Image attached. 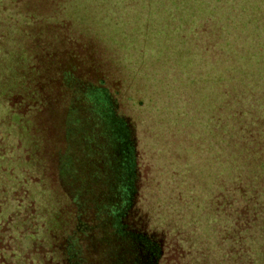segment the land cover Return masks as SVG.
<instances>
[{"label": "trees", "instance_id": "16d2710c", "mask_svg": "<svg viewBox=\"0 0 264 264\" xmlns=\"http://www.w3.org/2000/svg\"><path fill=\"white\" fill-rule=\"evenodd\" d=\"M117 1L113 26L108 10L94 8L109 0H0V264H264V57L241 68L226 29H256L264 0ZM89 15L101 45L125 54L88 62V78L74 60L52 61L58 77L70 75L57 77L59 102L70 101L64 117L65 105L47 104L43 92L52 88L40 75L27 80L26 71L35 69L39 36L52 19L81 26ZM213 35L222 61L225 46V66L206 42ZM244 38L263 54L256 35ZM191 40L198 53L186 50ZM21 57L31 60L26 71L17 67ZM116 63L157 92L120 97L136 83L126 87L115 74L108 83L103 67ZM68 141L88 150L77 164L96 170L92 190L85 183L71 191L64 164L54 165Z\"/></svg>", "mask_w": 264, "mask_h": 264}, {"label": "rangeland", "instance_id": "374dc122", "mask_svg": "<svg viewBox=\"0 0 264 264\" xmlns=\"http://www.w3.org/2000/svg\"><path fill=\"white\" fill-rule=\"evenodd\" d=\"M116 1L117 0H114L115 4L113 3V0H109V3H107V4H102V5L97 4L94 6L95 11H97V13H99V12L104 13L105 10H108L107 13H109V14H107L106 20L109 22L111 21L113 26H115V24L120 25V22L114 16V13H111V10L115 9L116 5L120 2V1H117L118 3H116ZM205 1H207V0H205ZM230 2H231V0H230ZM91 4H94V3L92 2ZM216 4L217 3H215V5ZM262 4H263V5H261L262 10L258 14L261 16V20L263 22L258 23V24L256 23V29H254V25L253 26L249 25L247 27V26H241L239 24H238L237 28H234L232 25L230 26L229 21H227L224 16L222 18L221 25L225 26L226 24H229L228 27H226V29L229 31L228 35L233 40V48L235 49V54L237 55V57H234L232 53H231V55L234 58V60H235V58L239 59V65L241 68H243L244 66H248V65H250V67L253 65H256L255 64L256 60H258V61L260 59L262 60L264 57V52H262L263 54L260 53L261 46L254 48V47H252L253 44L245 41V38H244L245 35H248V34L256 35L257 36L256 40L261 42L264 46V1ZM220 5L223 6L224 4L223 3L221 4L219 2L218 6L220 7ZM229 8H231V7L229 6ZM249 15H253V13L251 12V13H249ZM175 16L178 17L177 15H175ZM232 17H237L236 18V20H237L239 16H236L235 14H233ZM189 18L191 20L194 18V16H190ZM196 19H197L198 24H200V23L203 24L204 20H205V18L203 16H200V15L196 16ZM51 21L49 23L54 24V26L53 27L52 26L47 27L45 36H42V37L39 36V38H40L39 43H40L41 47L38 50L36 57H32L34 59L35 69H33V70L28 69V68H30L32 63H31V60H29V59L26 60V58H24V57L20 58L19 64L17 67H20V64H21L22 66H24V68H22L23 71H26L28 69L26 71L27 72V74H26L27 80L36 81L37 76L40 75L39 77H41L43 79L42 82H44L43 86H45L47 84V85H49V86H47V89L50 90L52 88L51 90L53 91V92H50V91L43 92V94L46 95L45 99H47V98L49 99V100H47L48 101L47 104H49V106L51 107L52 104L54 103V100H56L55 103L59 104V106L65 105L63 115H64V117H66L68 114V111H69L67 108H68L70 101H67L66 104H61L59 102V100H61V97H60L61 90H58V86H59V82H57L58 74H56V69H55L56 66L53 68L52 61L55 64H58L57 60H63L64 62H68L69 60H74L73 64H75V66L78 67V72L81 75V77H84L87 74L86 69H88L87 68L88 62H90L91 64L99 63V65H100L105 59H109L107 57L108 55H116L117 57H122L125 54V49L122 46H120V47L114 46V47H112L113 49H111V51H108L109 46L105 48L104 44H103L104 46L101 45L99 36L96 35L92 31V28L94 26L93 24H96V22H95L96 19H92L90 17V15H89V18H84V19L80 20V22L82 23L81 26H77L75 24V21L69 22V21H67V19L61 21L59 19V17L54 18ZM182 21L188 22V20L183 18V20L180 19L179 23ZM97 22H99L98 25L99 24L102 25L103 19L100 18V21H99V19H97ZM185 23L183 24L184 28L186 27ZM69 26H71V28ZM67 27H68V31H66V33H64L65 29ZM84 27L90 29L92 31V34H90V31L83 30ZM208 27L210 28L211 26L208 25ZM185 32L187 33L189 31H185ZM63 36H66L64 38L65 42L61 43ZM213 37L214 38L206 40V42L211 44L212 48L217 50L214 47V41H216L218 44V40H217L216 36L213 35ZM66 38H67V40H66ZM184 43L186 45V50L188 52H189V50H193V49H195L197 51V53L199 52V48H195V45L198 44V42H196V41L193 42L191 40L192 46L189 45V41H184ZM91 44H94L95 47L90 48ZM249 46L252 49L249 48ZM223 49L225 50V54L224 55L222 54V56H221L223 58V61L218 56V50L216 51V53H217L216 58H217V60L222 62L223 66H225L226 60L228 59V55L226 53V49H225L224 45H223ZM91 50L95 51L96 54H92V52H90ZM128 50H129V52H134L137 50V48H130ZM88 53H90L91 56L92 55L94 56L93 60L91 57L88 56ZM242 54L243 55L245 54V58H240V56ZM184 56H186V55L184 54ZM104 63H109V61H104ZM121 63L124 64L122 61H121ZM262 63H264V62H262ZM122 64L116 63L115 66L106 65L103 67V68H105V71L107 72V74L109 76V79L107 80L108 83L113 82L111 80L112 79L111 75H114V74L119 75L121 78H125L128 81V82L125 81L126 83H124V86H126V87L130 86L131 84L136 83L133 87L134 89H131V91L127 88H123V90H121V96L120 97H122L124 99H126L127 97H130V94L133 95V91H135L136 88L140 89V91H142L144 94H146L148 96H150L151 93L154 94L157 92L155 87L146 83L144 79L136 78L133 80L131 78V76H129L128 74H124V73H127V70L124 68L125 66H123ZM133 64L130 65L131 68L133 67ZM56 68H58V67H56ZM81 69L83 71H80ZM34 71H37V73H34ZM58 71H59V69H58ZM66 72L67 71H65V73L60 72L59 73L60 77H58V78L63 79V76L69 77L70 76V75H68L69 72H67V73ZM73 73H74V71H73ZM64 74H66V75H64ZM70 74H72V73L70 72ZM20 75L21 74H18L17 76H20ZM46 75H47V77H46ZM158 77L162 78V73H161V75L158 74ZM20 78L23 80L25 77H24V75H22ZM20 78H18L19 81H22ZM52 78L54 80H52ZM42 82H41V85H42ZM69 88L71 89L70 91L73 94V99H75V96L77 95V92H76L77 91V85L73 86L74 90L72 89V86ZM160 94L162 95V93H160ZM163 98H164V94H163ZM58 107L57 108L52 107L51 111L53 110V108L57 111ZM102 107H103V105H102ZM123 110L126 111L129 116L131 113L133 115L132 110H131V113H129V111L127 109H123ZM43 114H45V110H44ZM133 117H134V115H133ZM42 120H40V122H39V127L46 134H48L49 122L45 121V120L42 121ZM33 133H35V132H33ZM31 135H33V134H31ZM26 139H23V143H24V144H22L23 147H25L24 145L26 144ZM145 143H146V141L144 142V144ZM26 145H28L32 148V147H34V141H31V142L27 143ZM37 145H38L39 149L42 148V145H40L38 140L36 141V146ZM146 145L147 144H145V147L147 148ZM27 148H29V147H27ZM40 151L42 152V150H40ZM87 151H88L87 148H85V149L80 148L79 145H78V147H75V146L73 148L70 147L69 141H68V144H66V143L62 144V147L60 148V150H57L56 153L54 154V156H55L54 165H56V162H57V166H59L60 161H62V163L64 164L62 171L65 175H63V176H65L69 180V182L71 184V188H70L71 191H73V190L78 191V189H81V188L85 189L86 184H90V188H91V184L93 183V181L96 180V175H95L96 170H94V171H93V169L87 170L86 169L87 165H84L82 163L77 164L78 162L80 163V161H81L80 159L82 157L88 158ZM68 152H70V153H68ZM71 153H72V155H71ZM69 156L71 158L70 161L72 162V166H70V164L68 162ZM76 157H78V158H76ZM58 169L59 168H57V170H54L55 181L58 180L56 175H58V177L62 176L61 175L62 172ZM134 180L135 181L133 182V184L136 182V179H134ZM62 183H66V185H68V183L66 181L65 182L62 181ZM39 190L41 192V195L45 194V192L41 188ZM91 190H92V188H91ZM130 190L132 191V188ZM81 215L83 216L82 218H85L86 216L88 218L89 216H91V210H88V211L82 210Z\"/></svg>", "mask_w": 264, "mask_h": 264}, {"label": "water", "instance_id": "95a60500", "mask_svg": "<svg viewBox=\"0 0 264 264\" xmlns=\"http://www.w3.org/2000/svg\"><path fill=\"white\" fill-rule=\"evenodd\" d=\"M116 138L120 139V138H121L120 134H118V135L116 136ZM120 140H121V139H120ZM120 140H116V143L119 144V143H120ZM120 154H121V153H120ZM122 155H123V154H122ZM119 156L121 157V155H119ZM120 160H121V158H120ZM122 162L126 163L127 160L125 161V159H123ZM120 167L123 168V167H126V165H125V166L120 165Z\"/></svg>", "mask_w": 264, "mask_h": 264}]
</instances>
